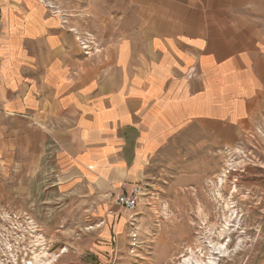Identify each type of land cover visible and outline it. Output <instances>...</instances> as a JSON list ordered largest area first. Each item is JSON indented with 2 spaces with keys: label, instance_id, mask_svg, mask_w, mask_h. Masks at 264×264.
<instances>
[{
  "label": "crops",
  "instance_id": "crops-1",
  "mask_svg": "<svg viewBox=\"0 0 264 264\" xmlns=\"http://www.w3.org/2000/svg\"><path fill=\"white\" fill-rule=\"evenodd\" d=\"M263 117L264 0H0V174L117 197L176 136Z\"/></svg>",
  "mask_w": 264,
  "mask_h": 264
},
{
  "label": "rangeland",
  "instance_id": "rangeland-1",
  "mask_svg": "<svg viewBox=\"0 0 264 264\" xmlns=\"http://www.w3.org/2000/svg\"><path fill=\"white\" fill-rule=\"evenodd\" d=\"M218 137L169 142L132 212L52 164L0 174V264H264V117Z\"/></svg>",
  "mask_w": 264,
  "mask_h": 264
},
{
  "label": "built area",
  "instance_id": "built-area-1",
  "mask_svg": "<svg viewBox=\"0 0 264 264\" xmlns=\"http://www.w3.org/2000/svg\"><path fill=\"white\" fill-rule=\"evenodd\" d=\"M142 188L135 185L130 191L116 197V204L126 211L132 212L137 206L142 195Z\"/></svg>",
  "mask_w": 264,
  "mask_h": 264
}]
</instances>
